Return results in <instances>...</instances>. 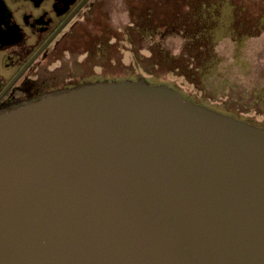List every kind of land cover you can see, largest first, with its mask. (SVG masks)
Returning a JSON list of instances; mask_svg holds the SVG:
<instances>
[{
	"label": "water",
	"instance_id": "1",
	"mask_svg": "<svg viewBox=\"0 0 264 264\" xmlns=\"http://www.w3.org/2000/svg\"><path fill=\"white\" fill-rule=\"evenodd\" d=\"M0 264H264V126L132 78L1 114Z\"/></svg>",
	"mask_w": 264,
	"mask_h": 264
},
{
	"label": "rangeland",
	"instance_id": "2",
	"mask_svg": "<svg viewBox=\"0 0 264 264\" xmlns=\"http://www.w3.org/2000/svg\"><path fill=\"white\" fill-rule=\"evenodd\" d=\"M97 1L94 22L86 27L94 33L93 58L87 47L81 67L69 54L63 62L65 70L82 74V83L97 78L167 83L196 102L264 126V22L259 28L241 23L242 13L262 12L264 1L196 0L209 3L208 18L202 19L209 49L192 66L182 31L169 25L187 13L189 0ZM198 21L191 17V26ZM90 41L83 40V47ZM91 60L98 65L94 72Z\"/></svg>",
	"mask_w": 264,
	"mask_h": 264
},
{
	"label": "flooded vegetation",
	"instance_id": "3",
	"mask_svg": "<svg viewBox=\"0 0 264 264\" xmlns=\"http://www.w3.org/2000/svg\"><path fill=\"white\" fill-rule=\"evenodd\" d=\"M83 1L0 0V115L92 84L93 79L82 83L81 73L73 75L63 65L66 54L74 58L75 67L82 66L84 48L90 49L88 58L95 54L94 33L86 27L94 22L98 1ZM88 37L90 44L83 47ZM91 62L94 72L97 63Z\"/></svg>",
	"mask_w": 264,
	"mask_h": 264
},
{
	"label": "trees",
	"instance_id": "4",
	"mask_svg": "<svg viewBox=\"0 0 264 264\" xmlns=\"http://www.w3.org/2000/svg\"><path fill=\"white\" fill-rule=\"evenodd\" d=\"M263 1L264 0H262V2ZM211 2H213V0H210L209 3ZM209 3L205 2L204 4H198L196 0H189L188 4L186 5L187 13H185L183 16H180L178 20L176 18L174 21L169 23V25L173 27L172 29H176L178 27V29L182 31L183 37L186 40L185 46L187 47L185 49L192 50V51L188 50V52H185V56H187L192 61L190 63L191 66L192 64L197 62L196 58H200L201 56L205 55L206 50L209 49V46L207 44L208 43L207 40L209 39H205L204 37H202V35L205 34V32L208 30L207 25L205 24V21H203L202 19L208 18L207 13L204 12V9L208 6ZM191 17L192 19L195 18L196 20H199L197 24L193 25V27L191 26ZM201 20L203 22H201ZM263 22H264V10L262 12L255 11L253 12V14L251 11H248V12L246 11L242 13L241 23L245 24L246 26L248 25L252 26L251 24H253L257 26V28H259V26H261ZM198 40L200 42H197ZM192 71H193V67L191 68V70H189V72H186V74L190 75L192 74L191 73ZM140 80L144 81L145 79L142 80V78H140ZM101 81H109V80L104 79V78H97V79L92 80L91 82L96 83V82H101ZM145 81L148 82V80H145Z\"/></svg>",
	"mask_w": 264,
	"mask_h": 264
}]
</instances>
